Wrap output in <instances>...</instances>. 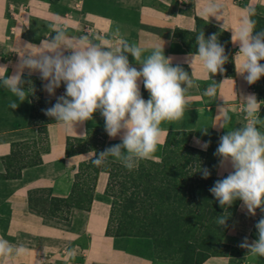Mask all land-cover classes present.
<instances>
[{
	"label": "crops",
	"instance_id": "obj_1",
	"mask_svg": "<svg viewBox=\"0 0 264 264\" xmlns=\"http://www.w3.org/2000/svg\"><path fill=\"white\" fill-rule=\"evenodd\" d=\"M219 2L223 7L220 20L214 16L202 17L204 0H0V66L7 68L8 75L14 74L20 59L18 54L25 51L29 43L39 46L50 34L49 26L53 24L64 27L70 35L86 34L109 44L118 39L115 33L119 28L122 38L147 49L142 58L150 54L153 46L163 45L166 58H172V66H181L193 79V87L187 91L189 104L184 116L179 121L161 124V142L153 159L161 158L163 147L173 133L188 134L189 144L201 150L204 149L197 141H209L216 133L218 146L222 135L246 122L240 98L255 94L258 101L263 100L256 83L249 85L244 76L236 72L233 58L239 45L232 40L234 52L229 61L232 68L222 75L212 76L219 85L216 97L204 96L203 92L212 80L198 58L193 59L190 67L188 61L196 53L184 46L179 33L196 31L198 16L218 28L222 29L224 25L231 39L230 29L237 27L246 9L258 6L264 10V0ZM126 55L130 65L139 70L141 66L134 57ZM24 75L40 77L39 72L29 75L28 70ZM44 83L42 81L45 98L56 100L65 92V86L61 84L55 95L50 96L44 91ZM138 83L142 97L147 101L150 94L144 89L142 79ZM28 91L27 99L22 103L17 100L19 106L10 109L7 105L11 93L0 86V173L8 172L3 162L18 146L28 144L33 150L41 149L34 160L30 156L18 171L11 172L15 177L0 176V237L13 244L25 245L31 253L16 259L0 257V264H169L156 256L149 238L107 234L111 206V197L106 194L108 172L97 174L90 210L74 207L68 211L66 203L78 181L76 174L80 165L94 158L95 148L100 146L95 144L75 150L76 143L89 145L93 129H97L98 138L104 140L100 131H105V121L97 111L91 120L77 124L73 130L65 129L55 120L32 123V92ZM225 103L231 124L222 128L218 106H225ZM259 115L264 119V104ZM106 136L108 141L122 142L120 136L110 138L107 133ZM69 138L83 140L71 143L70 154L67 153ZM208 148L209 145L206 150ZM40 158V163L34 162ZM232 170L230 161L223 167L219 163L218 175L226 176ZM262 216L264 211L259 208L255 216L249 214L241 201L228 230L227 244L238 246L244 237H248L249 242L258 239L255 224ZM247 263L264 264V259H250ZM202 264L233 263L229 256L216 255Z\"/></svg>",
	"mask_w": 264,
	"mask_h": 264
},
{
	"label": "clouds",
	"instance_id": "obj_2",
	"mask_svg": "<svg viewBox=\"0 0 264 264\" xmlns=\"http://www.w3.org/2000/svg\"><path fill=\"white\" fill-rule=\"evenodd\" d=\"M221 12L223 15L219 0H204L203 18L214 16L220 20ZM255 14L254 8L246 9L237 27L230 29L232 42L239 45L233 58L236 72L243 75L249 85L264 76V65L260 63L264 60V29L256 31V21L252 19ZM49 29L50 34L39 46L29 43L26 50L18 54L20 59L14 74L8 75L7 68L0 66L3 70L0 86L11 93L8 108L16 109L19 106L17 100L22 103L29 95L23 87L25 70L29 75L39 72L41 80L46 82L44 91L50 96L55 95L61 84L65 86L64 94L56 97V103L44 110L45 115L54 118L65 129L73 130L99 111L107 135L110 138L120 136L121 143L94 155L92 163L95 166L100 167L113 158L114 162L131 171L140 161L153 159L161 142V124L181 120L188 107L187 91L193 87L189 73L179 65L172 66V58H166L163 45L153 46L150 54L142 58L147 49L122 38L119 28L115 33L118 39L112 44L99 37L91 39L86 34L70 35L56 24L50 25ZM196 44L198 52L188 61L190 67L193 59L198 58L209 79L223 73L229 58L218 35L211 34L205 39L201 30L196 36ZM126 53L141 66L139 70L130 65ZM141 79L150 94L147 101L140 91L138 82ZM218 86L212 80L203 95L215 98ZM239 101L246 122L222 135L214 153L220 158L221 167L230 161L233 170L225 178L215 181L209 192L222 208L240 200L247 212L255 216L256 209L264 211V131H261L264 119L259 115L264 101H258L255 94L242 96ZM218 111V116L222 117L220 127L227 128L231 116L226 103L218 106ZM197 143L206 150L210 141ZM200 171L204 179L211 175L207 168ZM216 223L225 226L227 216L217 217ZM255 227L258 239L249 242L248 237H244L238 246L247 249L248 255L260 258L264 257V216ZM30 253L25 245L13 244L0 237V257L16 259Z\"/></svg>",
	"mask_w": 264,
	"mask_h": 264
},
{
	"label": "trees",
	"instance_id": "obj_3",
	"mask_svg": "<svg viewBox=\"0 0 264 264\" xmlns=\"http://www.w3.org/2000/svg\"><path fill=\"white\" fill-rule=\"evenodd\" d=\"M250 8L256 10L258 6ZM252 19L256 21V16L254 15ZM262 20L264 22V19ZM196 21V31L184 33L197 35L203 30L205 39H208L214 32L208 30L207 26L219 30L222 37L218 38L225 46L219 43L225 48V52L231 54L232 60L234 50L230 34L201 17L196 16ZM259 23L261 22H256V31ZM261 24L264 26V23ZM182 40L190 52H198V46L191 45L183 37ZM260 63L264 65V60ZM26 78L38 80L39 95L44 102L51 105L56 103L55 99L44 97L40 77L24 75L25 81ZM23 86L31 91L26 83ZM32 102L30 120L34 123L36 104L33 93ZM39 115L44 117L45 113ZM100 134L104 140L101 149L95 148L96 154L121 143L108 141L104 130L100 131ZM179 134H170L159 160H142L131 171L121 163L114 162L113 158H109L100 167L92 163L93 158L89 162L81 163L76 174L78 182L74 184L66 203L68 211L74 207L91 209L97 174L106 171L109 173L106 194L111 197L110 217L106 230L108 235L149 238L154 244L156 256L167 260L169 264H202L211 256L223 255L222 248L227 249L230 246L226 242L228 230L241 201L236 200L230 207L222 208L209 192L215 181L227 176L218 175L220 158L214 155L218 147L216 133H213L209 140L208 150L191 146L188 134H182L186 136L181 143L174 141L173 137ZM73 141L83 140L69 138L68 154L71 153ZM41 161L40 158L34 162ZM203 168L211 172L207 179L202 178L200 169ZM6 176L15 177V174ZM221 216H227L225 226H218L216 223V218Z\"/></svg>",
	"mask_w": 264,
	"mask_h": 264
},
{
	"label": "rangeland",
	"instance_id": "obj_4",
	"mask_svg": "<svg viewBox=\"0 0 264 264\" xmlns=\"http://www.w3.org/2000/svg\"><path fill=\"white\" fill-rule=\"evenodd\" d=\"M189 5V3H188ZM187 5V9L188 6ZM255 16H256V22H261L264 23L262 19H264V10L260 7H258L255 10ZM259 23L257 25L258 31H260L261 29H264V26ZM208 30L214 32V34H217L218 37H222V33L211 27V26H207L206 27ZM68 31V30H67ZM185 40H187L191 45L197 46L196 44V36L197 35H189V34H185V33H179ZM224 37V36H223ZM219 39V38H218ZM223 46H225V44L222 42L221 39L218 40ZM225 54L228 56V62L225 63L224 65V72H227L228 69L230 68L229 65V61H230V53L228 51L225 52ZM30 82V83H29ZM26 84L29 85V87L31 88L32 93L34 94L35 97V104H36V114H35V118H34V123L36 124H43L47 121L52 120L51 117H48L47 115H45L44 117H40L39 114L41 113H45V109L51 107L52 105L50 103H46L42 100V98L39 95V90H38V80L35 79H31V78H26ZM256 86H257V90L258 93L260 95V98L264 101V76H262L257 82H256ZM186 135H176L173 137L174 141H177L178 143H181L182 141H184ZM103 143V139L98 138V131L97 129H93L92 133H91V143H89V145L85 144V143H76V145H78L76 147L75 150H83L85 148H88V146H93L95 144H99L100 146H98V149H101V144ZM41 150V149H40ZM40 150H33L31 148H29L28 144H23L17 147V149L14 151V154L12 156H10V158H7L4 160L3 163H5L6 167L9 169L7 173H0V176H4V175H9L11 174V172H16L18 171L17 169L20 167V165H22L24 162L29 161L30 156H32V160H34L33 158L37 157V154L40 152ZM39 151V152H38ZM78 181L75 182V185ZM76 194V191H75ZM113 230H115L113 228ZM223 250V255L220 256H229V260L231 263L233 264H246L248 260H258V261H262V258L264 259V257H253L251 255H248V250L247 249H243L240 248L239 246H229L227 249L222 248ZM228 253H227V252ZM231 251V253H229ZM165 260V259H163ZM167 261V260H166ZM248 264V263H247Z\"/></svg>",
	"mask_w": 264,
	"mask_h": 264
}]
</instances>
